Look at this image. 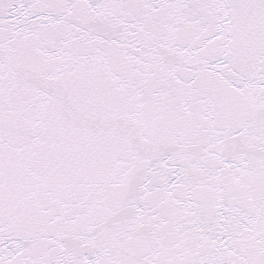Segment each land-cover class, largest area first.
<instances>
[{
    "label": "snow or ice",
    "instance_id": "6c2138e0",
    "mask_svg": "<svg viewBox=\"0 0 264 264\" xmlns=\"http://www.w3.org/2000/svg\"><path fill=\"white\" fill-rule=\"evenodd\" d=\"M0 264H264V0H0Z\"/></svg>",
    "mask_w": 264,
    "mask_h": 264
}]
</instances>
